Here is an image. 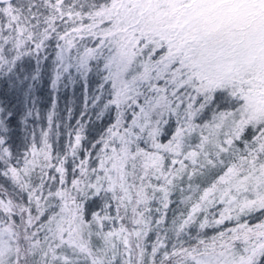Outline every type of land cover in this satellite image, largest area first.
Returning a JSON list of instances; mask_svg holds the SVG:
<instances>
[{
  "label": "snow or ice",
  "instance_id": "1",
  "mask_svg": "<svg viewBox=\"0 0 264 264\" xmlns=\"http://www.w3.org/2000/svg\"><path fill=\"white\" fill-rule=\"evenodd\" d=\"M0 264H264V0H0Z\"/></svg>",
  "mask_w": 264,
  "mask_h": 264
}]
</instances>
